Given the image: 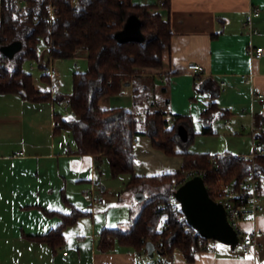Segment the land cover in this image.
Returning a JSON list of instances; mask_svg holds the SVG:
<instances>
[{"label":"crops","instance_id":"0c3cea01","mask_svg":"<svg viewBox=\"0 0 264 264\" xmlns=\"http://www.w3.org/2000/svg\"><path fill=\"white\" fill-rule=\"evenodd\" d=\"M132 1L151 6L149 12L170 21L174 33L163 52L162 67L147 70L146 81L157 87L150 103L161 97L159 89L165 86L169 114L181 115L173 110L177 96L182 95L187 106L184 112L190 114L193 127L196 116L210 101L207 85L215 84L220 92L216 99L219 107L229 111L226 126L235 127L238 133L247 132L251 141L252 123L264 118V102L252 101L253 94H264V0H169V7L155 6L158 0ZM251 8L260 12L251 21L259 34L243 26ZM250 47H263L262 56L251 58ZM191 63L203 66L204 73L196 76L190 72L187 66ZM47 82L52 87L42 90L52 97L53 90L63 93L49 79ZM120 95H128L130 101L116 102L106 96L99 104L104 109L122 104L134 109L132 85L124 84ZM56 104L0 94V264H160L164 255L156 248L150 256L148 251L124 247L111 239L108 251L98 250L97 242L105 228L128 229L135 217L132 214L129 221L116 220L117 226L110 227L109 212H101V206L82 207L87 183L97 180V169L105 158L78 154L68 130L54 128L59 113ZM134 147L138 174L172 173L182 166V157L165 155L147 135L137 136ZM250 149L249 144L237 156L250 154ZM73 208L89 214L64 230L65 242L54 252L36 237L56 228L62 222L59 213L69 214ZM242 229L254 233L250 255H242L240 244L238 251L236 247L216 246L213 252H195L190 260L177 252L175 264H264V212L254 222H244Z\"/></svg>","mask_w":264,"mask_h":264},{"label":"trees","instance_id":"16d2710c","mask_svg":"<svg viewBox=\"0 0 264 264\" xmlns=\"http://www.w3.org/2000/svg\"><path fill=\"white\" fill-rule=\"evenodd\" d=\"M26 1L23 16L17 14V0L2 1L0 94H16L32 103L52 100L61 104L69 101L71 115L65 117L56 113L55 119L60 128L71 132L77 153L103 156L113 177L128 174V188L148 192V200L128 229L105 228L101 232L98 250L108 251L111 239L137 251H147L146 244L151 242L163 255L177 248L186 259H192L199 236L189 227L180 204L176 211L172 208V204L177 202L176 187L185 182L187 172L205 170L206 188L216 200L221 187L237 183L250 172L252 161L225 152L217 155V166L214 167L209 161L210 156L189 152L188 145L195 135L192 120L188 115L169 116L170 98L165 86L159 89L161 97H156L151 108L143 102V110L139 111L137 106L142 103V93L144 95L157 88L146 81L147 70L163 65V52L170 46L174 34L170 21L164 20L159 13L149 12L151 6L135 5L132 0H78L76 6L72 0ZM50 2L58 8L53 22L48 18ZM155 6L169 7V0H158ZM133 14L141 21L145 40L120 43L115 34L123 29ZM45 40L51 43L50 54L55 59L71 58L78 51L86 52L89 67L85 72L74 73L69 95L56 93L52 97L50 92L37 89L32 75L24 70L26 62L37 59V50ZM16 41H20L22 46L12 58L1 52L2 47ZM42 77L48 81L46 76ZM127 83L132 85L134 109H104L100 106L103 97L121 94ZM207 86L210 101L199 116L204 135L213 134L214 121L229 118V111L220 108L216 101L219 88L215 84ZM197 89L202 91L199 87ZM259 121L257 118L256 122ZM179 126L188 130L187 142L180 139ZM139 135L149 136L154 147L165 155L182 157L181 169L172 173L136 175L134 141ZM254 164L264 173V156L256 157ZM88 214L77 208L69 214L59 213L62 222L47 235L36 238L55 252L65 242L64 230ZM161 220L164 224L159 229ZM160 242L164 244L162 249Z\"/></svg>","mask_w":264,"mask_h":264},{"label":"rangeland","instance_id":"374dc122","mask_svg":"<svg viewBox=\"0 0 264 264\" xmlns=\"http://www.w3.org/2000/svg\"><path fill=\"white\" fill-rule=\"evenodd\" d=\"M1 17V12H0ZM45 48L44 42L41 43L39 46V52L43 51ZM56 65L59 70V84L55 86V88H61L63 93L59 91L53 90V94L56 93L62 94V95H69L72 92V81H73V75L76 72H85L88 69V61L85 53L83 51H78L73 57L59 60V62L56 60ZM31 61H28L24 65V70L32 75L33 80L35 81L36 88H39L41 91H45L42 89L49 90V83L43 79V71L39 68L32 70L30 68ZM33 65L38 66L37 62H32ZM167 85V84H166ZM50 87H52L50 85ZM54 87V85H53ZM46 92V91H45ZM49 92V91H48ZM222 93V89H221ZM142 99L141 104H139L137 107L139 111L143 110L144 105L142 106L143 102L147 103L146 107L151 108L152 104L150 103L152 100H154V91H150L147 94L142 93ZM112 98V100H115L116 102L121 101L122 103L127 101V103L130 101V98L128 95L122 96V95H114V96H108ZM115 98V99H114ZM58 108V112L63 114L65 117H68L71 115V110L66 111L63 109V103L56 104ZM127 109H133L131 108V105L127 104L124 106ZM130 107V108H129ZM186 104L183 103V97L182 95L177 96V104L175 109L173 110L174 114H181V115H190L186 112ZM107 109V108H106ZM171 116V115H169ZM232 123H234V119L230 120ZM193 131H194V138L193 141L188 145V151L192 153H197L200 155H208L210 157H214L217 155H223L225 152H230L233 155H238L239 153L243 152V149L250 144V148H252V144L250 141V137L247 132H237L238 130L233 126H226V119H218L214 121L213 123V134H207L204 135L202 133V123L199 120V115L196 116L195 120L193 121ZM71 143H74V139L71 135V133L68 131ZM238 133V134H237ZM249 143V144H248ZM251 150V149H250ZM181 169V168H180ZM179 171V170H178ZM135 174L138 176H146L141 175L136 172L135 167ZM149 176V175H148ZM100 179V182H98ZM130 180V175L128 174H122L118 177H113L111 175L110 167L108 161L105 159L103 161V164L99 167V170L97 169V180L93 183L89 181L87 184L85 191L93 190L95 187H100L101 189L106 190L107 198H105V205L98 207V209L103 212H109L108 220H109V226L110 227H116L117 224H115L116 220H127L129 221L130 215L133 214V217H137L139 214L141 208L145 204V202L148 200V192L144 189L142 191L139 190V188H128L127 184ZM104 188H103V187ZM85 193L83 194V196ZM85 197V196H84ZM86 200V199H85ZM87 201V202H86ZM85 204H82V207L84 209H90L91 207L95 206L92 205V202L89 200H86ZM133 218V220L135 219ZM112 222L114 224H112ZM164 224V221L161 220L159 222V229L162 228ZM214 245L217 247H225L231 249V246L222 244L218 241H214ZM236 250H240V245L236 246ZM158 255L156 254L154 259H157Z\"/></svg>","mask_w":264,"mask_h":264},{"label":"built area","instance_id":"2783aa9c","mask_svg":"<svg viewBox=\"0 0 264 264\" xmlns=\"http://www.w3.org/2000/svg\"><path fill=\"white\" fill-rule=\"evenodd\" d=\"M2 1L0 0V12L2 8ZM78 0H72L74 6H76ZM26 0H17V14L23 16L25 14ZM48 18L50 22H53L57 18L58 8L50 2L47 7ZM260 12L258 8H251L248 12V18L244 21L243 26L248 28L252 34H259L252 26V19L259 16ZM45 48L43 51H38L36 60H32L30 68L35 70L37 68L43 71V75L46 76L52 85L57 86L59 84V70L56 65V60L51 56L50 51L52 45L49 41H44ZM263 53V47L249 48L248 54L251 58H260ZM36 61L38 66L33 65L32 62ZM187 69L194 75L204 73V68L198 64H188ZM221 85H224L223 83ZM252 101L264 102V94H253ZM63 109L66 111L71 110V104L69 101L63 103ZM54 128H60L59 122L54 123ZM251 144L252 150L250 154L239 155L242 160L252 161V167L249 173L244 175L237 183L225 185L218 191V199L215 201L221 203L227 213V218L231 226L236 230L240 238L239 244L241 245V252L243 256H248L252 252V246L254 245V233H246L242 229L244 222H254L257 217L264 212V173L257 169L254 164V159L258 156H264V118L258 122H253L251 125ZM209 161L214 167L217 166V156L210 157ZM206 175L205 170L195 169L189 171L185 175V181L194 176H200L204 178ZM175 185H177L175 183ZM179 186L176 187V190ZM85 199L92 202V205L103 206L105 204V192L99 186L89 190L85 193ZM178 201L172 204L173 210H177ZM181 207V206H180ZM182 219V218H180ZM186 219V218H185ZM190 227V226H189ZM192 228V227H191ZM194 234L199 236L197 246L194 251H207L213 252L216 249L213 239H206L201 237L198 232L192 228ZM164 247L163 242H160V248ZM179 249L175 248L171 252L164 254V258L160 264H175L176 253Z\"/></svg>","mask_w":264,"mask_h":264},{"label":"water","instance_id":"95a60500","mask_svg":"<svg viewBox=\"0 0 264 264\" xmlns=\"http://www.w3.org/2000/svg\"><path fill=\"white\" fill-rule=\"evenodd\" d=\"M115 38L120 43L144 42L140 19L134 14L130 15L123 29L115 34ZM21 46V42L16 41L2 47L1 52L12 58ZM178 135L183 142L188 141L189 132L184 126L178 127ZM175 198L180 203L188 225L201 237L213 239L232 248L239 244L240 238L229 223L224 206L209 195L204 178L194 176L185 181L175 191ZM146 249L153 256L154 244L147 242Z\"/></svg>","mask_w":264,"mask_h":264}]
</instances>
